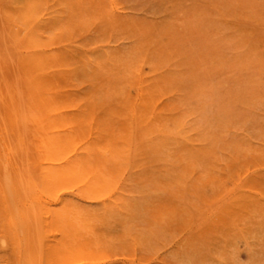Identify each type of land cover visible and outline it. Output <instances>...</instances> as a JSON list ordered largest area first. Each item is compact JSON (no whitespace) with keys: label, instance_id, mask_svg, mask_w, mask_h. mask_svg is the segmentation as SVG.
I'll use <instances>...</instances> for the list:
<instances>
[{"label":"rangeland","instance_id":"1","mask_svg":"<svg viewBox=\"0 0 264 264\" xmlns=\"http://www.w3.org/2000/svg\"><path fill=\"white\" fill-rule=\"evenodd\" d=\"M0 59V264H264V0H0Z\"/></svg>","mask_w":264,"mask_h":264},{"label":"bare ground","instance_id":"2","mask_svg":"<svg viewBox=\"0 0 264 264\" xmlns=\"http://www.w3.org/2000/svg\"><path fill=\"white\" fill-rule=\"evenodd\" d=\"M31 1H32V0H31ZM9 2H10V1H9ZM11 2H12V1H11ZM16 3H17V2H16ZM33 3H34V2L29 3V4L34 5ZM17 4H18V3H17ZM10 5L12 6V4H9V6H10ZM14 6H15V5H14ZM15 7H16V6H15ZM34 12H35V11H34ZM7 13H8V12H7ZM14 13H15L17 16H20V15H22L23 12H20V13H21V14H20V13H17V10H16V12H14ZM25 13H26V12H25ZM25 13H24V14H25ZM15 14H13V15H15ZM19 14H20V15H19ZM24 14H23V15H24ZM3 16H5V15H3ZM6 16H7V15H6ZM24 16H25V15H24ZM20 17H21V16H20ZM7 18H8V17H7ZM37 20H38V19H37ZM37 20H36V21H37ZM9 21H12V19H11V20L9 19ZM25 21H26V20L23 21V24H24ZM28 21H29V20H28ZM28 21H27V22H28ZM13 22H14V21H13ZM11 23H12V22H11ZM19 23H20V22H19ZM21 23H22V22H21ZM12 24H13V23H12ZM13 25H16V27H17V24H16V23L13 24ZM22 26H23V25H22ZM68 26H69V25H68ZM238 27H239V26H238ZM64 29H65V28H64ZM6 30H7V29H6ZM16 30H18V28H16ZM19 30H21V29H19ZM21 31H22V30H21ZM22 32H24V30H23ZM44 32H45V31L43 30V31H42V34H44ZM46 32H47V31H46ZM49 32H51V33L53 34V31L50 30V31H48L47 33L49 34ZM54 32H55V31H54ZM16 33H17V32H16ZM27 33H28V32H27ZM51 33H50V34H51ZM2 34H3V33H2ZM22 34H23V33H22ZM22 34H21V35H22ZM37 34H38V32H37ZM45 34H46V33H45ZM48 34H47V35H48ZM57 34H58V33H57ZM253 34H254V33H253ZM23 35H24V34H23ZM38 35H40V34H38ZM6 36H7V35H6ZM17 36H18V34H17ZM40 36H42V35H40ZM56 36H58V35H56ZM252 36H253V35H252ZM50 37H51V36H50ZM48 38H49V36H48ZM48 38H47V39H48ZM251 38H252V37H251ZM7 39H10V38L7 37V38L5 39L6 42H7ZM49 39H51V38H49ZM257 41H258V39H257ZM6 42H2V43H6ZM20 42H22V41H20ZM7 43H8V42H7ZM29 43H30V42H29ZM31 43H34V42H31ZM8 44H9V45H8ZM8 44H6L8 47L11 46V45H13L11 42L8 43ZM16 44L18 45V43H16ZM34 44H35V43H34ZM35 46H37V45H35ZM41 48H42V47H41ZM13 49H14V48H13ZM17 49H19V48L17 47ZM35 49H38V48L35 47ZM39 49H40V48H39ZM32 50H34V49H32ZM15 51H16V49H15ZM21 51H22V50H21ZM34 51H35V50H34ZM16 52L18 53V51H16ZM26 52H27V51H26ZM18 54H21V53H18ZM23 54H24V53H23ZM89 54H90V53H89ZM103 54H104V53H103ZM107 54H108V53H107ZM15 55H16V54H15ZM39 55H40V54H39ZM109 56H110V54H109ZM111 56H112V55H111ZM106 57H108V56L106 55ZM1 58H2V57H1ZM4 58H5V57H4ZM8 58H9V57H8ZM11 58H12V56H11ZM53 58H54V57H53ZM98 58H100V57H98ZM104 58H105V56H104ZM104 58H103V59H104ZM108 58H109V57H108ZM108 58H106V59H108ZM112 58H113V56H112ZM12 59H13V58H12ZM17 59H18V58H17ZM89 59H90V58H89ZM110 59H111V57H110ZM114 59H115V58H114ZM114 59H111V60L114 61ZM0 60H1V59H0ZM3 60L6 61V59H3ZM14 60H15V59H14ZM93 60H94V59H93ZM99 60H100V59H99ZM118 60H119V58H118ZM1 61H2V60H1ZM5 61H4V62H5ZM7 61H8V59H7ZM7 61H6V62H7ZM76 61H77V60H76ZM78 61H80V60H78ZM96 61H97V65H96V64H95V65L98 67V64H99V66H100V63H98V59H97ZM103 61H104V60H103ZM106 61H107V63H109V62H108L109 60H105V61H104L105 64H107ZM116 61H117V60H116ZM101 62H102V59H101ZM104 62H102V63H104ZM121 62H122V61H121ZM130 62H131V61H130ZM0 63H1V62H0ZM14 63H15V61L13 62V64H14ZM17 63H18V62H17ZM118 63L120 64V62L117 61V62H116V66H117ZM7 64H8V63H7ZM15 64H16V63H15ZM81 64H83V62H82ZM127 64H128V63H127ZM9 65H12V64H9ZM77 65H78V64H77ZM0 66H1V65H0ZM14 66H15V65H14ZM14 66H13V68H14ZM78 66L80 67V65H78ZM121 66L123 67L124 65L122 64ZM121 66H119V67L117 66V67L121 69V68H122ZM135 66H137V65L135 64ZM4 67H5V66H4ZM4 67H2V70L5 69ZM97 67H96V68H97ZM102 67H103V66H102ZM114 67H115V66H114ZM125 67H126V66H125ZM129 67H130V64H129V66H128V69H129ZM80 68H81V67H80ZM99 68H100V67H99ZM134 68H135V67H134ZM134 68H133V69H134ZM71 69H72V68H71ZM114 69H115V68H113V70H112V69H109V72H110V70H112L111 74H113V73L115 74V72L117 71V69H116V71H115ZM135 69H136V68H135ZM7 70L9 71L10 69H7ZM18 70H19V69H18ZM73 70H74V69H73ZM118 70H119V69H118ZM129 70H132V67H131V69H129ZM136 70H137V69H136ZM114 71H115V72H114ZM119 71L124 72L125 69H124V71H123V70H119ZM0 72H2V71H0ZM10 72H11V71H10ZM12 72H13V71H12ZM128 72H129V71H128ZM128 72H127V74H128ZM138 72H139V71H136L134 74H137ZM6 73H8V72H6ZM116 73L120 74L121 72H120V73H119V72H116ZM124 73H125V72H124ZM0 74H1V73H0ZM3 74H4V73H3ZM90 74H92V73H90ZM99 74H100V73H99ZM114 74H113V75H114ZM131 74H132V73H131ZM131 74H130V75H131ZM139 74H140V72H139ZM8 75H9V74H8ZM22 75H23V74H22ZM103 75H104V74L101 73V76H103ZM120 75H121V76H124V75H122V74H120ZM130 75L128 74L127 76H126V75H125V76L128 77V76H130ZM1 76H2V75H1ZM91 76H92V75H91ZM91 76H90V78H91ZM104 76H106V75H104ZM117 76H118V75H117ZM2 77H3V76H2ZM17 77H18V76H17ZM19 77H21V75H20ZM113 77H114V76H113ZM119 77H120V76H119ZM126 77H125V78H126ZM12 78H13V77H12ZM14 78H15V77H14ZM21 78H22V77H21ZM115 78H116V75H115ZM128 78H129V77H128ZM136 78H137V77H136ZM2 79H3V78H2ZM8 79H9V78H8ZM18 79H19V78H18ZM107 79H108V77H107ZM126 79H127V78H126ZM134 79H135V78H134ZM141 79H142V78H141ZM118 80H119V79H118ZM121 80H122V79H121ZM139 80H140V79H139ZM142 80H143V79H142ZM18 81H19V80H18ZM20 81H21V80H20ZM128 81H129V80H128ZM128 81H127V82H128ZM1 82H3V81H1ZM130 82H131V81H130ZM102 83H103V82H102ZM140 83H141V82H139V84H140ZM163 83H164V82H163ZM2 84H3V83H2ZM2 84H1V85H2ZM20 84H21V83H20ZM99 84H100V83H99ZM123 84H124V83H122V85H123ZM134 84H135V83H134ZM164 84H165V83H164ZM5 85H6V84H5ZM21 85H23V84H21ZM92 85H93V84H92ZM118 85H119V84H118ZM124 85H125V84H124ZM144 85H145V84H144ZM161 85H163V84H161ZM6 86H8V85H6ZM6 86H5V87H6ZM125 86H126V85H125ZM125 86H124V87H125ZM145 86H147V85H145ZM91 87H92V86H91ZM103 87H104V86H103ZM119 87H120V86H119ZM122 87H123V86H122ZM122 87H121V88H122ZM137 87H139V86H137ZM143 87H144V86H143ZM1 88H2V86H1ZM9 88H10V87H9ZM13 88H15V87H13ZM101 88H102V87H101ZM163 88H164V87H163ZM6 89L8 90V87H7ZM17 89H18V88H17ZM11 90H12V87H11ZM11 90H10V92H11ZM36 90H37V89H36ZM102 90H103V88H102ZM1 91H2V90H1ZM12 91H13V90H12ZM41 91H42V90H41ZM43 91H44V90H43ZM80 91H81V90H80ZM105 91H107V90H105ZM120 91H121V90H120ZM120 91H119V94H120ZM138 91H139V90H138ZM10 92H9V94L12 95L14 91L12 92V94H11ZM15 92H16V91H15ZM19 92H20V89H19ZM21 92H22V91H21ZM21 92H20V94H21ZM38 92H39V91H38ZM47 92H48V91H47ZM74 92H75V91H74ZM123 92H124V91H123ZM24 93H25V92H24ZM24 93H23L24 96H25L26 94H28V92H26V94H24ZM32 93H33V92H32ZM0 94H1V93H0ZM3 94L5 95V90H4ZM14 94H15V93H14ZM35 94H36V93H35ZM77 94H80V93H77ZM121 94H122V93H121ZM138 94H139V93H138ZM158 94H159V93H158ZM23 95H22V96H23ZM50 95H52V94H50ZM82 95H83V94H82ZM82 95H81V96H82ZM123 95H125V94H123ZM123 95H122V96H123ZM0 96H1V95H0ZM2 96H3V95H2ZM79 96H80V95H79ZM79 96H78V98H79ZM81 96H80V99H81ZM88 96H89V95H88ZM160 96H161V95H160ZM3 97H4V96H3ZM5 97H6V95H5ZM13 97H14V95H13ZM15 97H16V96H15ZM82 97H83V96H82ZM139 97H140V94H139ZM6 98H7V97H6ZM6 98H5V99H6ZM16 98H17V97H16ZM84 98H85V97H84ZM86 98L88 99V97H86ZM100 98H101V97H99V99H100ZM122 98H123V97H122ZM9 99H10V97H9ZM23 99H24V98H23ZM89 99H90V98H89ZM137 99H138V98H136V100H137ZM159 99H160V97H159ZM7 100H8V98H7ZM17 100H19V98L16 99L15 102H16ZM21 100H22V99H21ZM24 100H26V98H25ZM30 100H31V98H30ZM2 101H3V100H2ZM8 101H10V102H8ZM8 101H7L8 104L12 102L11 100H8ZM137 101H138V100H137ZM143 101H144V100H143ZM15 102L11 103L12 106H13V104H14ZM20 102H21V101H20ZM99 103L101 104V102H99ZM135 103H136V102H134L133 105H135ZM141 103H142V102H141ZM141 103H140V104H141ZM5 104H6V103H5ZM5 104H3V105H5ZM105 104H106V103L103 102V105H104V106H105ZM137 104H138V103H137ZM157 104H158V103H157ZM22 105H23V104H22ZM24 105H25V104H24ZM122 105H124V104L122 103L121 106H122ZM133 105H132V107H133ZM6 106H7V104H6ZM6 106H5V107H6ZM14 106H15V104H14ZM85 106H86V105H85ZM98 106H99V104H98ZM106 106H107V105H106ZM126 106H127V105L123 106L122 108H126V109H127ZM1 107H2V106H1ZM8 107L11 109V106H10V105H9ZM19 107H20V106H19ZM19 107H18V109H19ZM82 107H83V106H82ZM97 108H98V107H97ZM106 108H107V107H106ZM108 108H109V107H108ZM112 108H113V107H112ZM112 108H111V110H112ZM137 108L140 109L138 106H137ZM137 108H136V109H137ZM0 109H2V108H0ZM5 109H6V108H5ZM15 109H17V107H15ZM83 109H84V108H82V111H83ZM85 109H86V108H85ZM100 109H101V108H100ZM116 109H117V108H116ZM128 109H129V108H128ZM136 109H135V110H136ZM2 110H4V109H2ZM23 110H24V109H23ZM23 110H22V111H23ZM75 110H76V109H75ZM114 110H115V109H114ZM120 110H121V108H120ZM129 110H130V109H129ZM27 111H28V109H27ZM27 111H24V112H27ZM112 111H113V110H112ZM117 111H118V109H117ZM132 111H133V110H132ZM132 111H131V112H132ZM1 112L4 113V111H1ZM16 112H17V111H16ZM28 112H29V111H28ZM30 112H31V109H30ZM30 112H29V113H30ZM32 112H33V111H32ZM34 112H36V111L34 110ZM37 112H38V111H37ZM74 112H75V111H74ZM86 112H87V110H86ZM108 112H109V110H108ZM113 112H114V111H113ZM113 112H112V113H113ZM118 112H119V111H118ZM120 112H121V111H120ZM95 113H97V111H96ZM125 113H126V112H125ZM12 114H13V113H12ZM35 114H37V113H35ZM35 114H34V115H35ZM39 114H41V113H38V117H39ZM60 114H61V113H60ZM86 114H88V113H86ZM86 114H85V115H86ZM119 114H120V113H119ZM129 114L131 115V113H129ZM129 114H128V115H129ZM134 114H135V113H134ZM143 114H144V113H143ZM152 114H153V109H152ZM154 114H155V113H154ZM74 115H75V117H76V114H74ZM82 115H83V114H82ZM82 115H81V118H83ZM85 115H84V116H85ZM112 115H113V114H112ZM11 116H12V115H11ZM36 116H37V115H36ZM63 116H65V115H63ZM66 116L68 117V112L66 113ZM86 116H87V115H86ZM0 117H1V115H0ZM46 117H47V116H46ZM61 117H62V116H61ZM130 117H131V116H129V118H130ZM132 117L134 118V116H132ZM132 117H131V118H132ZM137 117H138V115H137ZM148 117H150V116H148ZM77 118H78V116H77ZM79 118H80V117H79ZM84 118H85V117H84ZM131 118H130V119H131ZM151 118H152V116H151ZM0 119H1V118H0ZM69 119H70V120H73L71 116L69 117ZM87 119H90V118H87ZM93 119H95V118H93ZM172 119H173V117H172ZM12 120H13V119H12ZM29 120H30V119H29ZM65 120H68V118H66ZM82 120H83V119H82ZM132 120H133V119H131V122H132ZM134 120H135V118H134ZM148 120H149V119H148ZM148 120H147V121H148ZM13 121H14V120H13ZM92 121H93V120H92ZM112 121H113V120H112ZM147 121H146V122H147ZM16 122H17V121H16ZM28 122H30V121H27L25 125H27ZM128 122H129V121H128ZM146 122H145V123H146ZM64 123H66V122H64ZM68 123H69V121L67 122V124H68ZM91 123H92V122H91ZM132 123L135 124V122H132ZM137 123H138V122H137ZM167 123H168V122H167ZM9 124H10V123H9ZM15 125H16V124H15ZM28 125H29V124H28ZM88 125H89V124H88ZM92 125H93V124H92ZM131 125H132V124H131ZM29 126H30V125H29ZM137 126L139 127L140 125L138 124ZM137 126H136V127H137ZM13 127H14V126H13ZM30 127H31V126H30ZM30 127H29V128H30ZM90 127H92V126H90ZM129 127H130V124H129ZM155 127H156V126H155ZM1 128H3V127H1ZM105 128H108V127L105 126ZM112 128H113V127H112ZM143 128H144V127H142V129H143ZM3 129H5V128H3ZM108 129H109V128H108ZM134 129H135V127H134ZM183 129H184V128H183ZM1 130H2V129H1ZM5 130H6V129H5ZM5 130H4V131H5ZM11 130H12V128H11ZM72 130H73V129H72ZM109 130H110V129H109ZM109 130H108V131H109ZM131 130H132V129H131ZM184 130H185V129H184ZM41 131H42V130H41ZM123 131H124V130H123ZM132 131H133V130H132ZM177 131H178V130H177ZM38 132H39V131H38ZM61 132H63V131H61ZM68 132H69V131H68ZM133 132H134V131H133ZM135 132H136V131H135ZM63 133H64V132H63ZM70 133H71V132H70ZM90 133H91V132H90ZM128 133H129V131H128ZM56 134H57V133H56ZM129 134H131V133H129ZM132 134L134 135V133H132ZM64 135H65V134H64ZM68 135H69V133H68ZM71 135H73V134H71ZM89 135H91V134H89ZM115 135H116V134H115ZM133 135H132V136H133ZM157 135H158V134H157ZM159 135H161V134H159ZM171 135H173V134H171ZM31 136H32V135H31ZM112 136H113V135H112ZM116 136H117V135H116ZM119 136H120V135H119ZM153 136H154V135H153ZM162 136H164V135L162 134ZM5 137H6V132H5ZM5 137H4V138H5ZM89 137H90V136H89ZM172 137H173V136H172ZM183 137H184V136H183ZM185 137H187V136H185ZM61 138H62V137H61ZM61 138H60V139H61ZM148 138H149V137H148ZM148 138H146V139H148ZM156 138H157V137H156ZM179 138L181 139L182 137H179ZM132 139L134 140V138H132ZM143 139H145V138H143ZM146 139H145V140H146ZM149 139H150V138H149ZM151 139H152V136H151ZM184 139H185V138H184ZM187 139H188V137H187ZM5 140H6V138H5ZM32 140H33V139H32ZM61 140H62V139H61ZM145 140H143V141H145ZM162 140H163V139H162ZM9 141H11V140H9ZM46 141H47V140H46ZM107 141H108V140H107ZM126 141H127V140H126ZM143 141H142V142H143ZM6 142H7V141H6ZM6 142H5V143H6ZM11 142H12V141H11ZM13 142H16V141L13 140ZM19 142H20V141H19ZM107 143H108V142H107ZM140 143H141V142H139V144H140ZM24 144H26V143H24ZM38 144H40V143H38ZM101 144H102V143H101ZM103 144H104V143H103ZM111 144H112V143H111ZM134 144H135V143H134ZM136 144H137V143H136ZM145 144H146V143H145ZM0 145H1V144H0ZM4 145H7V146H8V144H4ZM9 145H10V143H9ZM12 145H13V143H12ZM14 145H15V144H14ZM21 145H22V142H21ZM36 145H37V144H36ZM36 145H34V148H36V147H35ZM40 145H42V144H40ZM40 145H38V146H40ZM45 145H46V144H45ZM16 146H17V145H16ZM19 146H20V145H19ZM22 146H23V145H22ZM131 146H132V145H131ZM1 147H2V146H1ZM1 147H0V149H1ZM63 147H64V145H63ZM100 147H101V145H100ZM124 147H125V146H122L121 149H123ZM135 147H136V146H135ZM6 148H8V147H6ZM20 148H21V147H20ZM64 148H65V147H64ZM97 148H98V146H97ZM131 148H132V150H133V152H134V146H132ZM131 148H130L129 150H131ZM9 149H10V148H8V151H10ZM75 149H76V148H75ZM98 149H99V148H98ZM6 150H7V149H6ZM6 150H5V151H6ZM23 150H24V149H23ZM34 150H35V149H34ZM8 151H6V152H8ZM32 151H33V150H32ZM32 151H31V152H32ZM0 152H1V151H0ZM2 152H3V150H2ZM131 152H132V151H131ZM11 153H12V151H11ZM32 153H34V151H33ZM32 153H30V155H31ZM1 154H2V153H1ZM8 154H10V153H8ZM126 154H127V153H126ZM13 155H14V157H15V154H13ZM34 155H35V154H33V156H34ZM108 155H109V154H108ZM130 155H131V153H130ZM132 155H133V153H132ZM132 155H131V156H132ZM52 156H53V155H52ZM122 156H124V155H122ZM12 157H13V156H12ZM43 157H44V156H43ZM113 157H114V156H113ZM51 158H52V157H51ZM15 159L17 160L16 157H15ZM121 159H122V158H121ZM66 161H67V160H66ZM10 162H11V161H10ZM12 162H14V161L12 160ZM113 163H114V162H113ZM49 164H50V163H49ZM181 164H182V163H181ZM199 164H200V163H199ZM14 165H15V164H14ZM50 165H51V164H50ZM50 165H48V166H50ZM52 165H53V164H52ZM48 166H47V167H48ZM79 168H80V166H79ZM79 168H78V169H79ZM110 168H111V167H110ZM66 169H67V168H66ZM78 169H77V170H78ZM198 169H199V168H198ZM78 171H79V170H78ZM72 172H73V171H72ZM65 175H66V174H65ZM69 176H70V175H69ZM88 177H89V176H88ZM71 178H72V177H71ZM76 179H77V177H76ZM76 179H75V180H76Z\"/></svg>","mask_w":264,"mask_h":264}]
</instances>
